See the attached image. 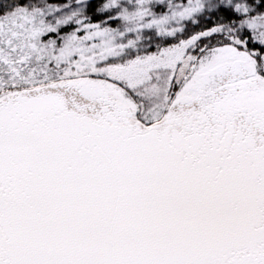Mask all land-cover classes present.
Instances as JSON below:
<instances>
[{"label": "snow or ice", "instance_id": "1", "mask_svg": "<svg viewBox=\"0 0 264 264\" xmlns=\"http://www.w3.org/2000/svg\"><path fill=\"white\" fill-rule=\"evenodd\" d=\"M0 264H264V0H0Z\"/></svg>", "mask_w": 264, "mask_h": 264}]
</instances>
